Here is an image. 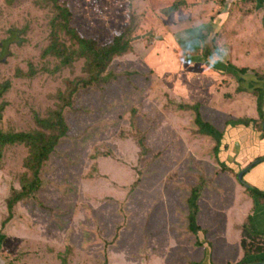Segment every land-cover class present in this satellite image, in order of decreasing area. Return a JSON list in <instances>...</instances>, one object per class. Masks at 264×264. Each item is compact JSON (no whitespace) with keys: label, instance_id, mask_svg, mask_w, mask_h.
I'll return each mask as SVG.
<instances>
[{"label":"rangeland","instance_id":"obj_1","mask_svg":"<svg viewBox=\"0 0 264 264\" xmlns=\"http://www.w3.org/2000/svg\"><path fill=\"white\" fill-rule=\"evenodd\" d=\"M57 1L69 9V25L80 37L106 46L115 33L128 31L129 50L112 58L104 72L107 80L72 96L63 109L67 136L44 162L41 186L11 208L7 201L13 189L21 188L28 148L4 147L0 264H195L196 259L185 260L195 252L200 259L204 251L195 239L205 244L211 233L225 228H213L205 214L197 223V213L198 232L188 230L190 190L200 187L197 200L204 196L207 209L206 197L217 181L228 191V180L237 181L251 168L249 176L255 177L264 167V6L256 11V0H213L214 17L206 29L186 37L196 25L184 22L204 11L209 0ZM178 3L184 7L170 12ZM55 5L54 0H0L4 130L41 128L35 117L52 116L62 103L59 92L66 93L71 79L85 77L82 58L61 65L58 57L42 55L51 39ZM247 18L255 26L248 38L240 35ZM182 38L185 48L194 41L202 46V51L187 50L182 59L205 58L208 68L205 62L175 59L180 55L175 43ZM164 45L171 59L163 55ZM229 67L247 72L234 75ZM178 103H198L201 119L222 134L220 142L199 133L195 114ZM238 119L244 126H225ZM223 151L234 154L223 162L227 168L218 164ZM238 181L257 216L254 206L264 200V184ZM252 189L261 195L257 200ZM231 199L227 192L215 203L223 208ZM238 231L245 241L242 250L264 247V235L256 236L248 219Z\"/></svg>","mask_w":264,"mask_h":264},{"label":"trees","instance_id":"obj_2","mask_svg":"<svg viewBox=\"0 0 264 264\" xmlns=\"http://www.w3.org/2000/svg\"><path fill=\"white\" fill-rule=\"evenodd\" d=\"M57 5L53 6L55 11L53 18L50 21V42L47 47L42 52V55H51L58 57L60 59L61 65H69L76 56L84 60V71L85 77H76V79H71L67 87L66 93L59 92L61 98V105L53 110L52 116L40 117L36 116L35 121L41 127L30 131H8L0 127V158L3 153L5 146L13 144H24L28 148V154L24 160V167L30 175H27V172L23 174V181L20 190L13 189L14 193L12 197L7 201V206L9 208L24 196L34 195L35 192L39 189L42 183L40 177V171L44 162L49 158L50 154L55 151V148L59 141L67 136L69 130V125L67 120L63 115V109L66 105L71 104L72 96L79 90V88H86L88 85L97 83L99 81L107 80L104 72L106 71L108 64L111 62L114 56L123 55L129 50V32L123 31L114 34L113 39L109 45L101 46L96 41L93 42L90 38L80 37L74 28H71L69 25V20L71 13L67 7L60 4L57 0H54ZM178 4H174L169 10L174 12ZM262 25L264 29V18L262 20ZM126 28L132 29V26H127ZM63 33L71 41L70 45L64 43V38L61 35ZM6 44V42L4 43ZM3 44V45H4ZM76 47V48H74ZM229 71L234 75L245 74L247 69L236 70L233 67H229ZM261 89L257 88L256 91L259 92ZM3 91L0 88V93ZM256 92V93H257ZM178 107L183 110H191L194 116V122L197 124V131L201 134H206L207 136L214 139L215 142L219 143L222 134L219 129H215L209 121L201 119V114L199 111L198 103H178ZM188 108V109H184ZM259 114H263L261 106L258 109ZM249 123H253V120H248ZM242 125V120H232L225 123V126L234 128L236 126ZM264 136V132H263ZM142 141V138L140 139ZM220 146V145H219ZM219 146L214 150L215 156H217ZM226 162L224 157L219 159V165L223 167L227 166L223 163ZM95 167V165H94ZM200 187H195L190 190V195L187 199L188 205V230L196 234L198 228L196 224V215L198 213V198L197 194L199 193ZM254 198H259L261 196L256 189L250 191ZM249 219V218H248ZM249 226L252 228L251 223ZM254 234L259 236L258 233ZM195 236V235H194ZM195 239V246L200 244V247L204 245V251L202 254H205V251L208 248L209 241ZM245 241L241 239V246L244 247ZM199 252H195L191 257H185L186 259L195 260L199 258ZM195 264H200L195 263Z\"/></svg>","mask_w":264,"mask_h":264},{"label":"crops","instance_id":"obj_3","mask_svg":"<svg viewBox=\"0 0 264 264\" xmlns=\"http://www.w3.org/2000/svg\"><path fill=\"white\" fill-rule=\"evenodd\" d=\"M212 1L213 0L207 1L205 10L201 11L198 16L194 18H190V20L187 19L186 22H184V24H189L190 22H192L193 25H196L195 27L190 28L189 33L186 37H190L195 34H198V31L202 30L203 28L206 29V26L214 17L213 9L215 6L212 4ZM255 3H256V11L260 9L262 6H264V0H256ZM183 7L184 5L180 3L177 10ZM185 7L187 8V10H192L190 9L189 6H185ZM193 11L194 10H192V12ZM219 13L220 14L216 15L217 19L221 18V12ZM263 16L264 15H262V17ZM254 28L255 26L252 24L251 20L247 18L244 22V27L242 29L244 30L247 29L249 33L245 34L243 30L241 31L240 35H245V37L248 38ZM261 35H263V30H261ZM184 41L185 39L182 38L180 39V42L175 43L177 50L180 52V55L176 56L175 59L179 60L180 63H185V64L186 62H190L192 64H201V62H205L203 58H197L195 60L194 58H190L189 61H186V58L182 59V56L187 55V50L194 49V50L202 51V46L198 48V45L196 44L195 41L188 48H185ZM158 43L159 42H156L157 45ZM163 55L169 59H171L172 57V55L169 53L168 46L166 45L163 46ZM204 65L208 68L207 63ZM251 115H253V113ZM222 155L225 161L232 160L234 157V154L232 152L227 153L226 151H223ZM260 166H264V165L262 164ZM249 174L247 175V183L252 185V183L258 184L259 182H262V184H264V167L258 170L257 175L255 177H251L249 176ZM220 181L222 180L216 182L214 193L206 197V199L208 200L207 209H204V207L202 206V202L204 201V196L198 200L199 215H198L197 223H199L200 221V215L205 214L208 218H211V226H213V228L223 227L225 229L224 232L221 234L214 235L213 233H211L206 238L209 241V243H207L208 248L205 251V254L204 255L201 254L200 259L199 258L196 259L197 261H195L194 263L200 262V264H238V261L244 259V262L248 264H264V247L242 250L241 237L238 231L239 227L243 225L245 220L248 219V217L250 216L251 219L249 218L248 221L249 223H251L252 226L251 231L253 233L255 232L264 235V210L261 214H257L258 211H260V209L264 207V200L262 201V203H257L255 205L256 208L254 209V211L256 209L257 210L254 212V214H256L257 216H253L251 211L250 201H247L245 199V195L243 194V189L240 186L241 184H239V182H237L235 179L228 180L227 183L230 185L231 190L226 191V189L218 186V183ZM224 187H228V186L224 185ZM227 192H229L233 196V199L229 201V205L227 207H223V208L218 207L215 203L216 199L225 197ZM262 197H264V195ZM213 228L211 227V232ZM167 230L170 232V224H168ZM181 264H186V263L185 261H181Z\"/></svg>","mask_w":264,"mask_h":264},{"label":"flooded vegetation","instance_id":"obj_4","mask_svg":"<svg viewBox=\"0 0 264 264\" xmlns=\"http://www.w3.org/2000/svg\"><path fill=\"white\" fill-rule=\"evenodd\" d=\"M253 168H251V169H249L246 173H244V174H242V176H241V178L243 177V180L245 181V183H247V175L250 173V171L252 170ZM247 184H249V183H247ZM250 185V184H249ZM251 187H252V185H251ZM254 199H256L257 200V198H254ZM256 208V206H254V209ZM257 210V209H256ZM255 210V211H256ZM252 229V228H251ZM242 264H248V263H245L244 262V259H242Z\"/></svg>","mask_w":264,"mask_h":264},{"label":"water","instance_id":"obj_5","mask_svg":"<svg viewBox=\"0 0 264 264\" xmlns=\"http://www.w3.org/2000/svg\"><path fill=\"white\" fill-rule=\"evenodd\" d=\"M244 171H246V170H244ZM244 171H242V172H240V173L238 174V176H237L238 180H241V176H242V174H243Z\"/></svg>","mask_w":264,"mask_h":264},{"label":"clouds","instance_id":"obj_6","mask_svg":"<svg viewBox=\"0 0 264 264\" xmlns=\"http://www.w3.org/2000/svg\"><path fill=\"white\" fill-rule=\"evenodd\" d=\"M179 5H180V3H178V6H179ZM178 6H177V7H178ZM176 10H177V9H176ZM176 10H175V11H176ZM175 11H174V12H175ZM203 59L206 60L205 58H203ZM209 122H210V121H209ZM210 123H211V122H210ZM211 125H212V124H211ZM213 127H214V125H213ZM214 128H215V127H214ZM215 129H216V128H215ZM217 130H218V129H217ZM222 156H223V155H222ZM237 182H239V181L237 180ZM239 184H240V183H239ZM248 218H250V216H249Z\"/></svg>","mask_w":264,"mask_h":264}]
</instances>
